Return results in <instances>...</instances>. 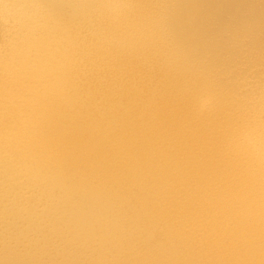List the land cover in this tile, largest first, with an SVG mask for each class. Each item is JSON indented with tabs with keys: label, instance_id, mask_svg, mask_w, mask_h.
<instances>
[{
	"label": "bare ground",
	"instance_id": "1",
	"mask_svg": "<svg viewBox=\"0 0 264 264\" xmlns=\"http://www.w3.org/2000/svg\"><path fill=\"white\" fill-rule=\"evenodd\" d=\"M0 264H264V0H0Z\"/></svg>",
	"mask_w": 264,
	"mask_h": 264
}]
</instances>
